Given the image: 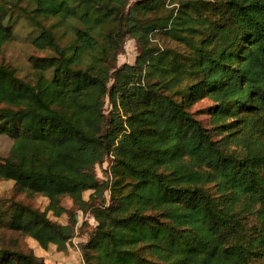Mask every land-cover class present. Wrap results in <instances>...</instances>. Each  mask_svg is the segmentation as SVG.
Segmentation results:
<instances>
[{
  "label": "trees",
  "instance_id": "1",
  "mask_svg": "<svg viewBox=\"0 0 264 264\" xmlns=\"http://www.w3.org/2000/svg\"><path fill=\"white\" fill-rule=\"evenodd\" d=\"M14 15L51 52L28 80L2 60ZM128 39L139 56L118 68ZM205 99L208 128L190 111ZM0 135V179L49 200L0 199V264H47L6 233L67 248L75 215L48 217L66 196L95 221L85 264H264V0H0Z\"/></svg>",
  "mask_w": 264,
  "mask_h": 264
},
{
  "label": "rangeland",
  "instance_id": "2",
  "mask_svg": "<svg viewBox=\"0 0 264 264\" xmlns=\"http://www.w3.org/2000/svg\"><path fill=\"white\" fill-rule=\"evenodd\" d=\"M135 2V0H134ZM177 2V0H175ZM177 7V3L171 4L170 1L167 2L166 10ZM168 12L159 13L156 16H150L149 19L153 18H164ZM16 19V20H15ZM12 24L14 26V39L5 45L2 60L11 67L17 70L19 77L23 79H31L33 75V62L37 58H43L49 55L51 52L41 51L36 49L31 40L36 35L34 28L30 26L29 21L24 17H18L14 15ZM50 24V23H49ZM71 39V36L69 37ZM154 45L160 49H176L177 51L183 50L181 45H178L174 41L166 38L162 34H156L155 39H152ZM139 46L135 39H128L125 44L123 51L118 55L116 59L117 67H122L123 65H134L136 59L139 56ZM213 104L208 99H205L192 107L190 110L194 113L196 119L202 122L205 127H210V116L207 111L209 107ZM106 114H108L112 108L110 103H106ZM13 147V140L7 135H0V158L4 159L9 156L10 151ZM41 150L36 151V156L41 157ZM113 158L107 157L105 162L96 167L97 177L101 182H112V175L110 173V167L112 165ZM92 191L84 193V199L88 200ZM15 197L14 184L13 182L2 181L0 179V199H10ZM105 198L107 203H110L111 191L108 190L105 193ZM15 200H19L24 204L33 206L34 208L44 212L46 211L49 200L41 197L35 196L28 198L25 195H18ZM62 206L67 210V213L61 217H55L53 212L48 213V217L53 222L61 225H66L69 221V215H75L78 225L76 237L69 243L67 248L63 251H59L55 246L51 245L47 250H43L40 245L32 240L31 238H19L17 236H12L6 233L5 236L8 240L7 246L17 239L19 241V249L25 253L32 252L35 256L42 258L47 264H85L83 259L82 245L88 241L89 228L95 226V221L89 213H84L80 211L76 206H74L73 201L69 197H63L61 199ZM11 247V246H10Z\"/></svg>",
  "mask_w": 264,
  "mask_h": 264
}]
</instances>
